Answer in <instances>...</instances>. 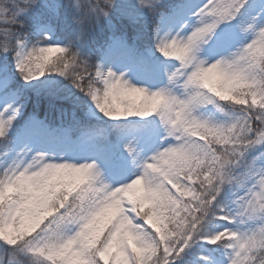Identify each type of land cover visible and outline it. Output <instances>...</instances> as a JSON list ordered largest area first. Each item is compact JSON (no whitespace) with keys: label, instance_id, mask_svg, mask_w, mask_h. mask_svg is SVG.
<instances>
[{"label":"snow or ice","instance_id":"obj_1","mask_svg":"<svg viewBox=\"0 0 264 264\" xmlns=\"http://www.w3.org/2000/svg\"><path fill=\"white\" fill-rule=\"evenodd\" d=\"M0 264H264V0H0Z\"/></svg>","mask_w":264,"mask_h":264},{"label":"trees","instance_id":"obj_2","mask_svg":"<svg viewBox=\"0 0 264 264\" xmlns=\"http://www.w3.org/2000/svg\"><path fill=\"white\" fill-rule=\"evenodd\" d=\"M129 34L131 35V32ZM106 35H107L106 32L105 33H99L96 36V43L102 44L104 42L105 38H106ZM40 110H41V112H43V110H44L43 107ZM29 111H31V107L29 108ZM49 116H50L51 119H55L56 114L55 113H49Z\"/></svg>","mask_w":264,"mask_h":264}]
</instances>
